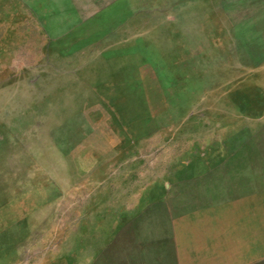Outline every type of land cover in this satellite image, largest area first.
Listing matches in <instances>:
<instances>
[{
    "label": "rangeland",
    "instance_id": "obj_1",
    "mask_svg": "<svg viewBox=\"0 0 264 264\" xmlns=\"http://www.w3.org/2000/svg\"><path fill=\"white\" fill-rule=\"evenodd\" d=\"M0 264H264V0H0Z\"/></svg>",
    "mask_w": 264,
    "mask_h": 264
},
{
    "label": "crops",
    "instance_id": "obj_2",
    "mask_svg": "<svg viewBox=\"0 0 264 264\" xmlns=\"http://www.w3.org/2000/svg\"><path fill=\"white\" fill-rule=\"evenodd\" d=\"M5 246H0V252L4 249Z\"/></svg>",
    "mask_w": 264,
    "mask_h": 264
}]
</instances>
